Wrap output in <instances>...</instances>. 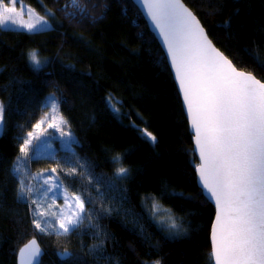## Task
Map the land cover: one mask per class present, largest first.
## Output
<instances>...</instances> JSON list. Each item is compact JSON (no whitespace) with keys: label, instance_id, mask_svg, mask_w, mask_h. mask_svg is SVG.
Returning <instances> with one entry per match:
<instances>
[{"label":"trees","instance_id":"1","mask_svg":"<svg viewBox=\"0 0 264 264\" xmlns=\"http://www.w3.org/2000/svg\"><path fill=\"white\" fill-rule=\"evenodd\" d=\"M183 1L225 56L264 82V0ZM68 2L23 0L39 15L54 13L48 30L0 28V264H17L33 238L45 250L41 264H213L215 208L198 187L193 137L164 51L132 0H81L87 14L75 18L63 10ZM53 97L73 149L33 158L27 148L39 143L37 125L52 119ZM21 162L23 173H14ZM53 169L85 204L88 218L69 233L37 229L31 196L19 194V178L31 186L33 174ZM154 203L183 235L164 226Z\"/></svg>","mask_w":264,"mask_h":264},{"label":"snow or ice","instance_id":"2","mask_svg":"<svg viewBox=\"0 0 264 264\" xmlns=\"http://www.w3.org/2000/svg\"><path fill=\"white\" fill-rule=\"evenodd\" d=\"M142 3L167 47L195 132L202 161L200 182L217 206L211 237L214 264H264V82L238 71L213 46L200 21L181 0H142ZM63 10L72 18L77 13L87 14L81 0H69ZM27 11L31 13L30 9ZM24 12L23 0H0V28L17 24V16ZM35 21L21 23L20 27L31 32L39 30L37 24L47 26L44 17L37 16ZM30 60L35 66L41 63L35 52L30 53ZM49 107L57 112L54 97ZM3 112L0 106V119ZM56 118L53 115L52 119ZM61 122L66 123L62 118ZM49 126L58 128L55 124ZM149 137L154 143L155 137L145 130V138ZM13 171L22 174L24 169L18 166ZM126 174L127 169L119 170L118 175ZM33 179L41 181L42 190L31 201L37 209L50 192L58 193L64 203L73 205L71 215L57 217L64 233L78 229L88 218L84 201L79 196L69 200L62 182L51 175ZM18 183L20 197L31 196L33 190L22 177ZM153 208L161 211L155 203ZM35 214L43 213L34 211ZM34 223L40 227L39 221ZM170 228H176L174 221ZM30 247L34 255L35 241Z\"/></svg>","mask_w":264,"mask_h":264},{"label":"rangeland","instance_id":"3","mask_svg":"<svg viewBox=\"0 0 264 264\" xmlns=\"http://www.w3.org/2000/svg\"><path fill=\"white\" fill-rule=\"evenodd\" d=\"M16 7H17V11L19 12L20 5L17 4ZM24 9H25L24 14L17 16V24L13 25L9 23L7 27L1 28V29L29 32L25 28L20 27V24L21 23H24V24L35 23L36 22L35 17L37 16L44 17L47 20V26H41L40 24H37L36 27L39 30H34L29 33H36L40 31L48 30L52 27L50 17H54L53 12L47 10L46 15L42 16V15H39L31 7L25 4H24ZM29 9L31 10V13H28L27 10ZM35 53L38 56V53L36 51ZM31 64L34 65L32 62ZM53 115L58 116L57 112L54 113L51 108V117H53ZM49 124H55L58 126L59 129L62 125L61 119L59 117H57L55 120H52V119L45 120L44 123H41L39 125V127L34 132V137H37V139L39 140V143L37 144V146H34L33 143H31L29 147L27 148L29 153H31V151L34 150L32 153L33 158L34 157L36 158L53 157L57 150L58 145L62 149H65V150L73 149V143L75 142V139H76L75 135L71 131H69V129L67 130L61 129L59 131L57 127H50ZM44 126L46 127L41 130V128ZM19 166H24V162H21ZM49 175H51L52 177L55 178V180H57V177L53 171H45V172L35 173L32 175L31 181L32 180L33 181L30 187L32 188L33 191L31 194V201L33 199H37V192L42 190L40 188L41 181L37 179H33V177H38V176L47 177ZM55 180L53 181V183H55ZM75 196H78V195H71L67 192V197L69 200H73ZM31 206H32V214H33V223H34V220L40 222V227L39 228L36 227L37 229H39L40 231H42L41 229H45L43 231H54L56 233H64L63 229L60 228V221L57 217L61 214L71 215L73 205L64 203L63 198L60 197L58 193L50 192L48 194V197L44 198L41 201V206L39 209H37L36 204L31 203ZM84 209H85V204H84ZM160 209L161 211H156V213L159 215L161 221L164 223V226L166 228H168V225H167L168 223H172L173 221H175L176 223V220H175L176 218L167 209H164V208H160ZM34 211L37 213L42 212L43 214L34 215ZM169 217H171V219ZM46 221H47V224L45 223ZM34 225L36 226V223H34ZM169 229L174 235L181 236L184 234L183 229L179 226H177L175 229H172V228H169Z\"/></svg>","mask_w":264,"mask_h":264},{"label":"water","instance_id":"4","mask_svg":"<svg viewBox=\"0 0 264 264\" xmlns=\"http://www.w3.org/2000/svg\"><path fill=\"white\" fill-rule=\"evenodd\" d=\"M132 2L136 5V7L139 9V11L141 12L142 16L144 17L149 29H150V32L155 36V38L157 39L159 45L161 46L162 50L164 51L165 53V56L167 58V61H168V64L170 66V69L172 71V74H173V77H174V81H175V84L177 86V89H178V92L180 94V97H181V100H182V105H183V109H184V112H185V115H186V118H187V121H188V124H189V130H190V133L193 137L192 139V142H193V147H194V152H195V155L198 159V166L196 167V176H197V183H198V187L202 190V193L204 195V197L209 201V203L211 205H213V207L215 208V218H214V221H213V224H212V227H211V234H210V242H211V247H212V253L214 251V248H213V242H212V230H213V227L215 225V220H216V215H217V206L215 204V201H214V198H211L210 197V193H207V190L206 189H203L202 187V184L200 182V173H199V167L202 163L201 159H200V156H199V150H198V146L196 144V141H195V132H194V129L192 128V123H191V116L190 114L188 113L187 111V104L186 102L184 101V98H183V91L182 89H180L179 87V81L178 79L176 78L175 76V69L174 67L172 66L171 64V61H170V58H169V54L167 52V47L162 39V37L159 35V30L155 28L153 22L151 21V18L149 17L148 13H147V9L143 6V3H142V0H132ZM181 2L196 16V18L200 21V24L201 26L203 27L204 31L206 32L207 36H208V39L212 42L213 46L219 51L221 52L224 56L225 54L216 46V44L212 41V39L210 38L206 28L204 27L202 21L197 17V15L194 13V11L183 1L181 0ZM226 57V56H225ZM227 58V57H226ZM228 59V58H227ZM230 60V59H228ZM231 61V60H230ZM232 62V61H231ZM233 64V62H232ZM233 66L238 70V71H241L239 70L234 64ZM241 72H244L246 74H249L245 71H241ZM253 75V74H252ZM255 76V75H254ZM256 77V76H255ZM257 78V77H256ZM258 79V78H257ZM262 82V81H261ZM0 106H2V103H1V100H0ZM3 107V106H2ZM4 132H5V122H4V118L0 119V139L3 138L4 136ZM35 241V249H36V253L33 255L32 254V249L30 247V245H32V242ZM24 251V255L21 256V252ZM45 256V250H44V247L41 245L40 241L38 238H33L31 241H29L27 244H25L18 252V256H17V264H41L42 263V260ZM213 258V256H212ZM213 264H214V258H213Z\"/></svg>","mask_w":264,"mask_h":264},{"label":"bare ground","instance_id":"5","mask_svg":"<svg viewBox=\"0 0 264 264\" xmlns=\"http://www.w3.org/2000/svg\"><path fill=\"white\" fill-rule=\"evenodd\" d=\"M3 118H4V112H3Z\"/></svg>","mask_w":264,"mask_h":264}]
</instances>
